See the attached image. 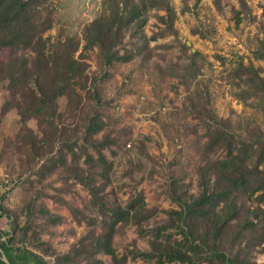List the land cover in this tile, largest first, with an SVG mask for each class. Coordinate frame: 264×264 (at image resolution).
Masks as SVG:
<instances>
[{"label": "trees", "instance_id": "16d2710c", "mask_svg": "<svg viewBox=\"0 0 264 264\" xmlns=\"http://www.w3.org/2000/svg\"><path fill=\"white\" fill-rule=\"evenodd\" d=\"M53 1L0 0V25L14 17L26 31L12 46L10 56L0 60V81L7 80L11 91L4 109L16 107L24 122L35 117L42 127L43 136L38 137L23 125L30 130L22 138V144L33 152L32 158L29 153L33 160L29 169L40 181L50 171L66 172L88 191V206L94 214L71 206L75 221L85 223L87 229L61 252L36 230L53 233V226L64 220L45 203H38L46 195L43 191L24 204L23 224L18 213L0 205L1 215L13 227L11 232L0 229V264H95L100 253L110 255L112 264H126L137 257L147 264H264L256 260L257 252L264 253V130L257 125L248 122L244 133L236 132L232 117L218 115L207 102L201 106L206 131L195 165L198 190L191 192L190 184L170 171L169 195L177 208L166 209L165 222L159 225L148 227L158 209L147 205L142 190L122 204L101 188L100 181L109 182L113 166L103 149L116 141L107 129L104 109L108 101L100 81L119 63L137 57L144 63L150 61L153 47L149 42L156 37L148 38L144 27L154 10L165 11L158 15L165 25L163 32H177L172 0H107V12L84 28V49H97L100 75L88 73L85 54L76 56L80 40L69 35L52 40L46 35L55 20ZM238 1L240 7H247V0ZM214 2L219 8L222 0ZM184 3L191 9L187 0ZM261 33L252 59L264 62V25ZM199 54L192 51L190 61L182 63L179 75L184 81L198 76L195 60ZM252 59L246 63L237 57L229 77L240 88L235 92L237 98L246 103L255 98L256 102L248 104L264 112V66L255 65ZM63 95L81 101L78 121L72 126L56 121L58 99ZM128 225H135L139 235L149 236L154 248L117 251L114 238Z\"/></svg>", "mask_w": 264, "mask_h": 264}, {"label": "rangeland", "instance_id": "374dc122", "mask_svg": "<svg viewBox=\"0 0 264 264\" xmlns=\"http://www.w3.org/2000/svg\"><path fill=\"white\" fill-rule=\"evenodd\" d=\"M106 3L107 0H54L55 20L46 33L52 40L67 35L80 40L76 56L85 54L88 73L93 75H100L103 70L97 49H84V28L107 12ZM172 3L177 12L174 22L177 32H163L165 25L158 15L165 11L154 10L144 27L148 38L156 37L149 42L153 47L150 61L144 63L137 57L119 63L100 81L103 97L108 101L104 109L107 129L116 141L103 149L113 166L109 182L101 180L100 185L107 195L122 204L130 195L142 190L147 205L158 209L148 227L165 222L166 209L177 208L169 195L170 171L180 174L181 180L190 184L191 192L198 190L195 165L206 131L199 112L202 105L207 102L218 115L232 117L236 132L244 133L248 122L264 130L263 110L248 104L256 99L251 97L247 103L238 99L235 92L240 88L229 77V69L235 65L237 57L242 56L246 63L253 58L258 36H262L264 0H247L245 8L240 7L238 0H222L219 8L214 0H187L189 10L185 8L184 0H172ZM238 10L240 14H237ZM21 33L26 31L17 18H8L0 25V60L10 56ZM196 50L200 52L195 60L200 72L196 78L184 81L179 75L180 67L190 61V53ZM252 60L255 65L264 66L261 60ZM10 98L7 80L0 81V205L18 213L23 224L24 204L37 191H43L46 195L38 203H45L51 211L63 215L64 220L53 226V233L40 231L38 227L36 230L58 251H67L87 229L85 223L75 221L71 206L94 214L88 206L90 196L80 183L61 169L48 172L41 181L29 169V165H33V152L22 144V138L30 130L34 136H43L42 127L35 117L24 122L16 107L4 109ZM58 104L60 115L56 121L69 126L77 123L81 101L63 95ZM24 123L30 130L24 129ZM90 151L95 154L93 148ZM9 220L0 211L1 230L12 231ZM114 246L120 253L126 248L137 247L145 251L154 248L149 236L139 235L135 225H128L118 233ZM47 258L54 260L51 256ZM256 260L264 262V253L257 252ZM93 262L112 264L111 256L104 253L97 255ZM126 264H147V261L137 257Z\"/></svg>", "mask_w": 264, "mask_h": 264}]
</instances>
